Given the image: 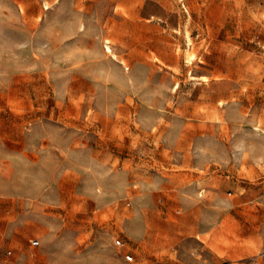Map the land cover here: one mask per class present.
<instances>
[{
    "label": "rangeland",
    "instance_id": "rangeland-1",
    "mask_svg": "<svg viewBox=\"0 0 264 264\" xmlns=\"http://www.w3.org/2000/svg\"><path fill=\"white\" fill-rule=\"evenodd\" d=\"M0 217V264H264V0H0Z\"/></svg>",
    "mask_w": 264,
    "mask_h": 264
},
{
    "label": "built area",
    "instance_id": "built-area-1",
    "mask_svg": "<svg viewBox=\"0 0 264 264\" xmlns=\"http://www.w3.org/2000/svg\"><path fill=\"white\" fill-rule=\"evenodd\" d=\"M126 241L125 240H123V239H118V240H116V244L119 246V247H125L126 246ZM31 244L33 245V246H38V245H40V241L38 240V239H32L31 240ZM9 254H12V251L10 250L9 251ZM124 258H125V260L127 261V262H132V261H134L135 260V256H134V254L132 253V252H130V251H128V252H126L125 254H124Z\"/></svg>",
    "mask_w": 264,
    "mask_h": 264
},
{
    "label": "crops",
    "instance_id": "crops-1",
    "mask_svg": "<svg viewBox=\"0 0 264 264\" xmlns=\"http://www.w3.org/2000/svg\"><path fill=\"white\" fill-rule=\"evenodd\" d=\"M6 224H9V222L8 221H6V219H3V217H0V225H2V226H5ZM126 252H128V251H126ZM125 252V253H126ZM131 252V251H130ZM134 254V253H133Z\"/></svg>",
    "mask_w": 264,
    "mask_h": 264
},
{
    "label": "bare ground",
    "instance_id": "bare-ground-1",
    "mask_svg": "<svg viewBox=\"0 0 264 264\" xmlns=\"http://www.w3.org/2000/svg\"><path fill=\"white\" fill-rule=\"evenodd\" d=\"M48 7V6H47ZM188 36H189V41H190V43L192 44V38H191V36L188 34ZM109 42V41H108ZM195 56V54L194 53H190L189 54V58L191 59V58H193ZM7 264V263H6Z\"/></svg>",
    "mask_w": 264,
    "mask_h": 264
}]
</instances>
